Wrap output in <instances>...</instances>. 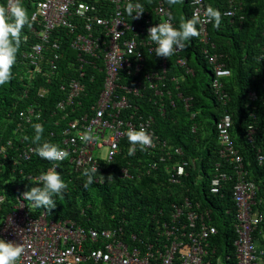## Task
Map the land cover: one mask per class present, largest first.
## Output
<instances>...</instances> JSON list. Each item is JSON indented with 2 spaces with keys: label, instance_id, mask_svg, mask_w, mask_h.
I'll list each match as a JSON object with an SVG mask.
<instances>
[{
  "label": "built area",
  "instance_id": "obj_1",
  "mask_svg": "<svg viewBox=\"0 0 264 264\" xmlns=\"http://www.w3.org/2000/svg\"><path fill=\"white\" fill-rule=\"evenodd\" d=\"M158 1L153 11L157 20L147 11L146 0H39L35 3L31 32L38 42L24 53L26 75L31 80L44 79L46 85H51L59 74L62 60H67V71L69 75H74L61 86L62 98L50 114L54 124L51 137L69 155L57 162L48 161L50 167L47 169L58 165V171L68 162L76 172L92 167L101 172L124 151H129L123 146V141L128 138L126 133L143 129L151 137V144L145 147L146 150L150 153L160 150V164H153L152 169L166 165L171 185H177L187 177L190 163L174 162L175 154L183 156L182 149H175L156 134L152 117L138 115V110L125 116V111L133 108L131 100L147 99V87L160 100L167 96L172 98L166 84L168 60L156 56V45L148 39V29L158 23L171 21L175 26L171 9L162 0ZM130 3L142 5L144 14L141 18H133L135 11L132 15L128 14ZM192 4L193 14L204 20L205 0H192ZM237 14L236 10H230L226 16L235 17ZM209 24L206 21L199 24L201 40L205 44L209 43ZM182 51L178 50L176 54L180 55ZM205 54L209 56L211 52L205 50ZM151 55L160 60L159 69L147 72L148 56ZM209 58L215 64L213 92L221 103L227 105L231 98L225 90V80L231 77L232 72L224 64L217 63V55ZM177 64L187 69L188 73L193 72L186 58L179 56ZM173 81L176 82V79ZM99 82L102 83V90L96 104L77 110L89 91L94 90H90V86ZM49 95L50 88L47 86L37 92L41 99ZM250 97L253 101L259 98L255 92ZM186 103L189 107V100ZM161 104L160 111L164 112L166 107ZM21 116V121L14 124L16 134L25 133L29 126L42 125L44 121L43 110L37 105L29 106ZM233 124L229 113H225L217 123L221 149L210 191L217 196L226 185L234 183L233 197L237 205L234 261L231 256L226 257L227 263L221 262L219 257L215 258L217 249H212L210 243L218 234V229L212 224V214L188 197L172 204L167 218L156 220L153 216L158 226L153 233V242H149V238L144 243L132 234L133 244L140 242V245H133L125 239L123 228L87 230L71 221L49 220L46 212L35 217L32 210L35 207L23 198L25 192L21 190L13 211L0 226V238L23 245L25 251L20 264H264V247L259 246L254 237L264 221V215L256 211L259 188L251 179L248 165L232 138ZM85 132L94 136L91 142L83 140ZM257 133L258 129L254 127L248 129L251 143L255 142ZM20 142L21 145L15 147V142L9 139L4 145L0 138V154L4 157L7 158L9 150L19 151L18 157L12 159L14 167L32 161L36 154V146L26 143L23 138ZM257 160L260 165L264 164L261 150H258ZM21 174L37 182L38 175L27 176L23 170ZM122 175L134 178L127 168L122 170ZM4 201L5 196H1L0 204ZM160 214L163 216V212Z\"/></svg>",
  "mask_w": 264,
  "mask_h": 264
},
{
  "label": "trees",
  "instance_id": "obj_2",
  "mask_svg": "<svg viewBox=\"0 0 264 264\" xmlns=\"http://www.w3.org/2000/svg\"><path fill=\"white\" fill-rule=\"evenodd\" d=\"M37 1L39 0H22L30 24L24 27L21 35L16 62L11 69V78L0 86V138L3 139L4 145L12 139L15 147H19L22 138L26 143L36 147L38 143L43 142L55 144L51 137L54 124L50 114L62 98L61 86L68 78L74 76L69 75L67 71V60L59 63V74L55 76L51 85H46L44 79L31 80L26 75L24 53L38 42L31 32L34 26L31 17ZM162 1L171 9L176 27L183 20L192 18L194 10L192 0H176L174 5H170L168 0ZM146 3L147 11L154 20H157L153 11L159 1L146 0ZM0 5L7 6L8 0H0ZM205 5L206 8L211 6L221 12V26L217 29L214 23L209 24L208 44L202 42L199 35L187 43L180 55L175 52L173 56L167 58L169 69L166 84L172 98L167 96L161 101L147 87V99L131 100L133 108L125 111L126 117L138 110V115L153 118L156 134L175 149H182L183 156L175 154L174 162L190 163L187 177L179 184L171 185L166 165L161 164L158 169H152L153 164H160V150L150 153L146 148L140 150L139 146L135 154L129 155V151L126 150L112 165L99 171L105 180L97 174L95 182L88 187H85L87 177L83 175L84 171L76 172L70 163L65 162L58 172L67 184V190L62 197H55V209L51 211L43 207L32 209L35 217L46 212L49 220L71 221L87 230L123 228L124 237L131 244L132 234H136L142 242L147 243L149 238V242H153V233L158 228L156 220L161 217L167 218L172 210V204L180 203L188 197L199 202L203 209H208L212 214V224L218 229V234L210 243L212 249H217L215 258H221V262L224 263L226 257L231 256L234 261V243L237 239L234 183L226 185L220 195L214 196L210 191L221 149L217 123L225 113L233 117L232 138L248 165L251 179L259 188L256 211L264 215V164L260 165L257 160L258 150L264 154V0H205ZM230 10H236L238 14L235 17L226 16ZM197 27L200 32L199 25ZM205 50L211 54L206 55ZM214 55L219 57L217 63L224 64L232 72L231 77L225 80V90L231 98L227 105L221 103L213 92L215 64L210 62L209 57ZM179 56L188 60L192 73L178 66ZM159 62L155 55L148 56L147 72L158 70ZM173 79H176V82ZM45 86L50 88V95L46 99H41L37 92ZM91 88L94 90L89 91V95L81 101L82 106H77V110L88 109L96 104L102 83L91 85L90 90ZM252 92L257 93L259 97L257 101L251 100ZM186 100H189V107ZM161 103L166 107L164 112L160 111ZM31 105L39 106L44 113L42 122L44 131L39 142L34 140L36 135L34 125L26 128L25 133L14 132V124L21 121V114ZM213 108H216V111H213ZM250 127L258 129L254 143L248 139ZM123 146L130 148L128 138L123 141ZM18 155L19 151L16 149L9 150L7 158L0 154V197L5 196L4 203L0 204V226L13 211L20 191L26 192L30 185L37 184L26 179L21 171L28 174L27 176H39L50 167V163L37 154L32 161L14 167L12 159ZM124 168L131 170L133 179L123 177ZM108 177L113 179L107 180ZM254 237L259 242L258 245L264 247V221L256 230ZM133 245H140V242Z\"/></svg>",
  "mask_w": 264,
  "mask_h": 264
},
{
  "label": "clouds",
  "instance_id": "obj_3",
  "mask_svg": "<svg viewBox=\"0 0 264 264\" xmlns=\"http://www.w3.org/2000/svg\"><path fill=\"white\" fill-rule=\"evenodd\" d=\"M170 5H174L176 0H168ZM128 14L133 18L139 19L144 14L140 3L129 4ZM214 23L219 29L222 23V14L218 9L208 6L205 10V19L201 20L199 15L193 14L192 18L183 20L178 27L174 26L171 21L161 22L158 25L148 29V39L155 45V54L157 57L170 58L178 50L185 49L192 38L198 37L200 32L198 25L203 22ZM27 10L24 8L22 0H8V5H0V86H3L11 78V69L16 62L17 52L21 43V35L24 27L29 25ZM26 39V37H24ZM34 140L41 141L43 126L35 124ZM130 145L129 155H133L139 146L144 150L151 144L150 135L143 129L139 131L129 130L126 133ZM94 136L90 132H85L83 140L91 142ZM36 154L47 161L57 162L66 159L69 153L60 148L59 145L49 142L38 143L35 149ZM56 167L49 168L37 177V184L30 185L29 190L23 195V198L31 201L34 207L45 208L51 211L56 208L55 197H62L67 190V184L62 179V175ZM97 174L100 175L96 167L86 169L83 173L87 177L85 187L95 182ZM104 180L105 177L100 175ZM113 179L108 177L107 180ZM25 249L19 243L10 242L0 238V264H20Z\"/></svg>",
  "mask_w": 264,
  "mask_h": 264
},
{
  "label": "rangeland",
  "instance_id": "obj_4",
  "mask_svg": "<svg viewBox=\"0 0 264 264\" xmlns=\"http://www.w3.org/2000/svg\"><path fill=\"white\" fill-rule=\"evenodd\" d=\"M213 111H216V108H213ZM211 122H212V121H211ZM213 123H214V122H213ZM213 123H212V124H213ZM103 154H105V151H103Z\"/></svg>",
  "mask_w": 264,
  "mask_h": 264
}]
</instances>
